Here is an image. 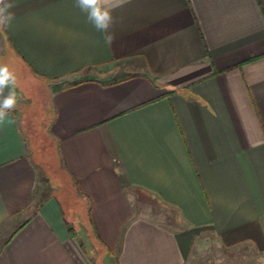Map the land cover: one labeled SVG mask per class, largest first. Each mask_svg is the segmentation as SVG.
Here are the masks:
<instances>
[{"label": "crops", "instance_id": "1", "mask_svg": "<svg viewBox=\"0 0 264 264\" xmlns=\"http://www.w3.org/2000/svg\"><path fill=\"white\" fill-rule=\"evenodd\" d=\"M11 2L0 55L43 86L56 165L35 157L17 80L0 264H93L81 229L114 264H186L206 232L264 252V0H130L111 46L74 0Z\"/></svg>", "mask_w": 264, "mask_h": 264}, {"label": "rangeland", "instance_id": "2", "mask_svg": "<svg viewBox=\"0 0 264 264\" xmlns=\"http://www.w3.org/2000/svg\"><path fill=\"white\" fill-rule=\"evenodd\" d=\"M0 60L2 65H7L10 71L15 74L17 80L21 82L22 87L24 86V89L26 87L24 91L28 93L26 96L28 98L22 101V110H24L25 114L22 123L24 131L30 138V144L31 142L32 145L36 143L33 147L36 150L34 153L35 157L40 159L39 161L42 162L44 167L47 166L50 171H55L56 160H54L55 157L50 148V142L44 135L46 133L44 121L49 114L46 109V92L43 86L28 80L27 72H25L27 69L18 60L12 59L8 54L6 56L0 55ZM55 189L57 190V187ZM56 194H58V198H61V200L72 202V195L67 186L58 190ZM147 207L156 211L160 217L168 218L169 216L168 208L166 209L160 204L152 202L147 204ZM76 214L77 220L75 223L81 224L82 220L84 221L83 216H81L80 212ZM78 236L83 241L84 249H86L93 264H114V261L111 260L112 258H109L99 247L97 248V244L94 241L92 243L89 236L86 235L85 230L81 229ZM202 240L201 252L197 253V255L194 254L186 264H258V259L264 257L263 251H258L248 244L222 248L215 243L212 234L209 232L204 234Z\"/></svg>", "mask_w": 264, "mask_h": 264}, {"label": "clouds", "instance_id": "3", "mask_svg": "<svg viewBox=\"0 0 264 264\" xmlns=\"http://www.w3.org/2000/svg\"><path fill=\"white\" fill-rule=\"evenodd\" d=\"M130 0H74V4L86 14L87 22L103 35L104 42L111 46L116 37L112 31L116 24L114 12ZM11 0H0V31L11 27L15 19ZM17 78L7 65H0V128L15 123L10 115L17 105ZM258 264H264V257L258 259Z\"/></svg>", "mask_w": 264, "mask_h": 264}, {"label": "water", "instance_id": "4", "mask_svg": "<svg viewBox=\"0 0 264 264\" xmlns=\"http://www.w3.org/2000/svg\"><path fill=\"white\" fill-rule=\"evenodd\" d=\"M3 45H4V38L0 31V53L1 54L5 53V47Z\"/></svg>", "mask_w": 264, "mask_h": 264}]
</instances>
